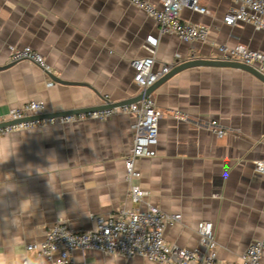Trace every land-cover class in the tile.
<instances>
[{
    "label": "crops",
    "instance_id": "0c3cea01",
    "mask_svg": "<svg viewBox=\"0 0 264 264\" xmlns=\"http://www.w3.org/2000/svg\"><path fill=\"white\" fill-rule=\"evenodd\" d=\"M203 4L208 14L185 9L184 19L209 26L210 39L219 43L264 52V31L224 25L226 2ZM148 35L159 38L155 68L219 58L207 43L160 35L153 19L124 0H0V66L14 63L0 70V117L31 99L44 101L50 114L101 106L103 97H138L143 90L134 81L132 62L150 55ZM25 46L42 54L53 75L86 85L48 86L51 78L38 66L10 61L11 50ZM152 97L164 116L156 155L137 162L141 177L133 183L148 192L141 203L131 200L125 178L133 115L0 138V264H54L27 250L44 241L54 224L90 230L94 217L148 205L181 214L165 230L171 246L198 247V223L212 222L218 264L238 261L264 238V174L255 170V162L264 160V82L242 69L192 67L162 83ZM175 109L190 120L174 118ZM211 120L227 130L225 136L205 127ZM72 257L73 264H160L98 251L77 250Z\"/></svg>",
    "mask_w": 264,
    "mask_h": 264
},
{
    "label": "built area",
    "instance_id": "2783aa9c",
    "mask_svg": "<svg viewBox=\"0 0 264 264\" xmlns=\"http://www.w3.org/2000/svg\"><path fill=\"white\" fill-rule=\"evenodd\" d=\"M153 19L159 27L160 35H176L185 43H207L219 54L221 60L236 61L251 66L264 73V52L250 49L243 44L228 45L210 39V28L203 23L185 20L182 12L188 9L199 14H208L209 9L203 0H124ZM226 2L222 23L235 26L244 23L256 30L264 31V0H215ZM159 38L154 35L146 37L145 49L150 54L132 62L134 81L143 92L170 72L173 65L164 64L155 68ZM178 58L179 54L176 55ZM27 60L38 66L45 74L50 68L40 52L30 46L13 48L10 61ZM55 82L49 79L48 86ZM103 97V104L109 102ZM46 113L44 101L31 99L22 106L11 109L0 117V138L13 133L43 128L54 124H69L84 121H104L117 113L134 116L132 130L133 146L124 159L126 180L130 185V197L134 203H141L148 192L133 183L141 177L137 162L142 157L156 155L159 137V124L164 116L149 95L138 102L110 109L93 110L54 116L50 118L27 119ZM174 118L189 121L187 112L175 109L171 111ZM219 137L226 135L218 120H211L205 126ZM255 170L264 174V160L255 162ZM181 214H167L159 207L148 205L146 208L119 209L107 217H94L95 226L90 230H75L65 222L54 224L42 242L27 245L28 251L36 252L54 264H73L75 251H98L107 255L125 257L141 256L148 261L160 264H218L217 242L214 225L210 221H201L197 225L200 245L196 248H179L171 246L165 239L168 226L181 220ZM264 254V238L255 240L240 254L238 261L228 264H261ZM22 264H28V260Z\"/></svg>",
    "mask_w": 264,
    "mask_h": 264
},
{
    "label": "water",
    "instance_id": "95a60500",
    "mask_svg": "<svg viewBox=\"0 0 264 264\" xmlns=\"http://www.w3.org/2000/svg\"><path fill=\"white\" fill-rule=\"evenodd\" d=\"M13 64L14 63H10V64L5 65V66H0V70L7 69V68L11 67ZM192 67H223V68L242 69V70H245V71L253 74L259 80L264 82V73L256 70L255 68H253L251 66L245 65L243 63L236 62V61H226V60H221V59H214V58H195L193 60L185 61V62L175 66L174 68H172L169 73H167L164 77L159 79L152 86L148 87L141 95H139L136 98L126 99V100H123V101H120V102H111V101H109V102H107V103H105V104H103L101 106L87 108V109H83V110L60 112V113H50V114L49 113H45L43 115L35 116L34 118L30 117V118H27V119L50 118V117H54V116L67 115V114H73V113L87 112V111H93V110H102V109H110V108L119 107V106H123V105L130 104V103H135V102L140 101L144 97L152 95V93L162 83L167 81L172 76L178 74L179 72H181V71H183L185 69L192 68ZM48 75L56 83H61V84H66V85H82V86L86 85V84L80 83V82H70V81L62 80L61 78L53 75L51 72L48 73ZM100 98H102V97L100 96Z\"/></svg>",
    "mask_w": 264,
    "mask_h": 264
}]
</instances>
